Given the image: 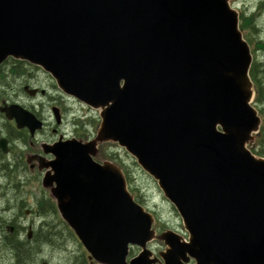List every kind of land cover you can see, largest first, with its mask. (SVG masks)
<instances>
[{"label": "water", "instance_id": "95a60500", "mask_svg": "<svg viewBox=\"0 0 264 264\" xmlns=\"http://www.w3.org/2000/svg\"><path fill=\"white\" fill-rule=\"evenodd\" d=\"M9 59L100 111L95 140L61 138L42 146L52 161L38 159L90 260L162 264L148 249L154 216L117 165L95 160L113 142L158 182L189 233V242L159 237L164 264H264V159L248 149L262 120L231 0H0V66ZM1 112L32 136L43 129L19 104ZM0 149L9 153L6 139ZM131 246L141 252L129 260Z\"/></svg>", "mask_w": 264, "mask_h": 264}, {"label": "trees", "instance_id": "16d2710c", "mask_svg": "<svg viewBox=\"0 0 264 264\" xmlns=\"http://www.w3.org/2000/svg\"><path fill=\"white\" fill-rule=\"evenodd\" d=\"M249 26V21L245 20L242 24V29L245 30ZM31 69L29 65L24 62H18L14 60L7 61L4 65L0 67V106L7 102H11V94L13 90H18L20 83L23 79L31 78ZM253 76V71H252ZM20 90L23 91L22 87ZM36 114V112H33ZM37 115V114H36ZM0 118L3 119L4 116L0 114ZM4 130L6 134H14V129L10 128L12 126L5 119ZM77 125L83 126L81 121L76 122ZM94 126H97L95 121H92ZM96 124V125H95ZM86 132V131H85ZM86 134V133H85ZM2 132H0V136ZM29 135L27 132H22L17 134L16 140L21 139L27 142ZM30 139V138H29ZM118 149V148H117ZM251 150L254 154L259 157L264 158V126L261 128L260 133L256 137L254 145H251ZM106 157L109 161H112L120 165L127 177L130 190L135 194L137 201L140 204H144L143 197L141 196L140 189L134 186L132 176V171L129 165L124 159L121 158L118 151H107ZM133 165L137 166L135 162ZM7 177L12 176L13 171L5 170ZM38 178V177H37ZM39 179V178H38ZM37 179V183L39 180ZM2 183V190L4 188V181ZM0 180V182H1ZM5 180V179H4ZM5 182H7L5 180ZM13 190L16 194L19 193V208L16 213H9L8 210L11 209L12 196H8L6 192H0V236L5 239H17L16 242H6L0 244V264H54L51 262V254L54 252H59L61 254L66 253V259L69 260L68 264H89L88 260L85 258L86 252L83 250L80 255L76 252L70 253L71 247L69 246L73 241L79 243L74 232L67 226V224L61 220L59 217L56 204L52 201L46 194L35 196L32 199L36 200L37 205V216L41 220L39 226H35L32 229V234L29 238L28 233L30 228L26 223L22 222L21 218L25 217V210L28 206L26 197L22 196V191L19 185L12 182ZM16 215L15 218H13ZM80 245V244H79ZM82 248V246L80 245ZM83 249V248H82ZM70 257V258H69ZM83 257V258H82Z\"/></svg>", "mask_w": 264, "mask_h": 264}, {"label": "rangeland", "instance_id": "374dc122", "mask_svg": "<svg viewBox=\"0 0 264 264\" xmlns=\"http://www.w3.org/2000/svg\"><path fill=\"white\" fill-rule=\"evenodd\" d=\"M260 1L261 0H233L232 6L240 13L242 21H249V18L250 20L254 19V16L260 14V12H257L256 8ZM31 74H35L36 77L34 76L29 79H23L18 90H13L11 94V102L15 101L16 103H19L20 105L25 107H29V105H35L39 110L41 108V105H43L44 108L48 109L52 108L53 106L61 108L62 116L66 120V124L55 138H50L51 141L53 142L58 140L60 137H63L65 140L77 139L88 142V139H90L91 137V133L87 132V137H83L84 127L89 128L90 124L88 123V119L93 116L99 118V112L90 110L84 105L80 104L78 101H73L72 99L64 96L62 92L55 86V83L51 80V78L44 74L42 71H35V73L31 72ZM26 82L29 86L34 85L40 89V94L36 98V100L29 97L27 94L20 90V87L23 88V85ZM32 89H34V87ZM11 102L9 104H11ZM44 114L46 115L47 111L44 112ZM78 118H81V121H83V126L77 127L76 125H74V122L78 121ZM252 144L254 145V142ZM109 150L111 152L118 151L121 158L124 159V161H126L129 165L130 170L132 171V176L134 177V186L140 189L141 196L143 197L147 208L153 214L155 213L160 221L157 226L164 227V231L172 230L182 236L186 235V231L184 229V225L180 216L178 215L172 204L164 197V194L159 188L158 183L148 174H146L138 165H133V162L136 163V161L131 156L127 155L126 152H123L122 149L114 144H105L100 148L98 161H100L101 163L108 161L106 160V152H109ZM33 181L34 180L28 182L29 185H27L25 189L27 191H32V193H38L42 188L41 184L40 182L34 183ZM28 199L29 198L27 197V200ZM29 220H33L36 222V220L38 221V217L29 214ZM69 246L71 247V251L69 252V254L76 252L78 255H80V253L83 251L79 243H76L74 241ZM149 249L156 255H158L160 252L165 250V247L163 243L157 241L152 245V247H149ZM138 253L139 250L134 249L135 256ZM64 254L67 255L66 253ZM64 254L54 252L53 254H51V262H53L54 264H68L70 259L67 260ZM85 258L87 259L88 256Z\"/></svg>", "mask_w": 264, "mask_h": 264}, {"label": "flooded vegetation", "instance_id": "af4514ba", "mask_svg": "<svg viewBox=\"0 0 264 264\" xmlns=\"http://www.w3.org/2000/svg\"><path fill=\"white\" fill-rule=\"evenodd\" d=\"M257 12H260L259 15L254 16V19L249 18V30L245 31L244 33L248 35V42L252 48L253 52V57H254V64H253V80L255 83L256 87V93H257V98L259 101V108L264 114V0H261L259 4L257 5ZM36 71V70H35ZM35 71H33L35 73ZM32 72V71H31ZM35 74L32 76L34 77ZM36 77V76H35ZM52 80V79H51ZM53 81V80H52ZM54 82V81H53ZM26 86H29L28 83L26 82L23 85V92H25V89L27 88ZM30 88L36 90L40 89L37 86L31 85L29 86ZM40 93L37 94L36 97H33L34 100L39 96ZM75 101L74 99H72ZM54 102V101H53ZM40 110L36 108L35 105H29L28 110L31 112H36V116L40 121L44 123L43 129L40 131H36L35 135L32 136L29 130L27 129H22L19 130L17 129L16 123L7 121L10 123L12 126L10 128L14 129V134H6L4 130V124L5 121L2 122L5 118L1 119L0 118V132H2V135L0 136L1 139H6L8 142V149L9 153L4 154V152L0 149V180L3 179L4 181V188L6 190H2V180L0 182V192H6L8 196H12L10 199L12 200V205L11 209L8 210L9 213H16L19 208V193L17 194L13 191L15 190L13 188L12 182H15L17 185L22 187L21 189L23 190L25 187H27L28 182H33L36 183L37 179L39 181L42 180L44 171L39 168V158H46V161H49L52 159L51 156H46L43 151H42V146L45 143H54L55 141H51L50 138H55L58 133L62 130V128L66 124V120L64 119L63 116H61V123L58 124L54 113L53 109L55 106L52 108H44L43 105L40 106ZM38 109V110H37ZM47 111V114L45 115L44 111ZM61 115H62V109L60 108ZM75 123V122H74ZM22 132H27L29 135V138L27 139V142H24L21 139L16 140V136L19 133ZM59 140V139H58ZM57 141V140H56ZM7 171H13L12 176L14 177V180H12V177H7L6 172ZM38 177V178H37ZM7 182H5V180ZM46 193V192H45ZM37 194L32 191H27L26 189L22 191V196L24 197H30L34 198ZM44 195V194H40ZM38 195V196H40ZM47 196V195H46ZM27 214H31L32 216H37V205H36V200L33 199L32 205L27 206ZM16 215L13 217L15 218ZM38 217V216H37ZM39 218V217H38ZM22 222L23 221V218ZM41 222L40 221H33L29 223L28 227H34L35 224L36 226H39ZM30 238V237H29ZM17 239H5L4 237L0 236V244H4L6 242H16ZM72 260V259H71ZM70 260V262H71ZM91 261V260H90ZM91 264H96L95 262L91 261Z\"/></svg>", "mask_w": 264, "mask_h": 264}]
</instances>
